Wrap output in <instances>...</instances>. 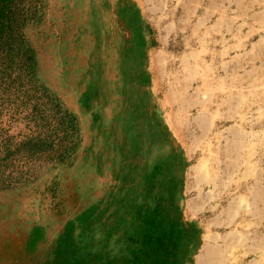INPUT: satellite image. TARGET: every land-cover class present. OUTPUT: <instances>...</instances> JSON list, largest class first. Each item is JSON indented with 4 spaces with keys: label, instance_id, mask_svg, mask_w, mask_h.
I'll use <instances>...</instances> for the list:
<instances>
[{
    "label": "rangeland",
    "instance_id": "rangeland-1",
    "mask_svg": "<svg viewBox=\"0 0 264 264\" xmlns=\"http://www.w3.org/2000/svg\"><path fill=\"white\" fill-rule=\"evenodd\" d=\"M129 1L140 10L147 45L141 88L170 137V144H149L148 163L174 149L185 160L182 214L202 230L194 264H264V0H21L22 29L10 63L0 58V236L76 213L66 199L69 188L89 200L106 198L115 183L112 160H101V172L74 169L68 176L56 162L70 145L67 112L77 117L81 148L92 135L60 53L80 49L67 40L79 24L91 25L89 13L98 10L101 55L115 84L118 52L129 43L120 11ZM112 99L108 117L118 111ZM127 112L126 103L118 113ZM31 137L47 151L34 160L23 157L27 146L21 145ZM122 236L116 237L120 251Z\"/></svg>",
    "mask_w": 264,
    "mask_h": 264
},
{
    "label": "trees",
    "instance_id": "trees-1",
    "mask_svg": "<svg viewBox=\"0 0 264 264\" xmlns=\"http://www.w3.org/2000/svg\"><path fill=\"white\" fill-rule=\"evenodd\" d=\"M20 2L0 0V58L5 64L10 63L9 52L20 26L21 16L17 13ZM128 6L139 38L134 48L126 46L119 50L120 73L115 84L107 77L108 59L104 61L101 55L104 43L100 23H96L98 10L89 13L92 26L86 22L79 24L67 40L72 46L78 44L80 49L69 50L65 57L60 53L68 89L78 95L82 112L90 115L92 135L81 148L77 117L67 112L70 126L65 136L69 137L70 145H64L58 152L56 162L68 176L74 169L83 174L92 168L101 172V160H112L115 183L106 192V198L104 195L89 200L74 197L69 188L66 199L76 213L61 222L34 221L3 232L0 264L193 263L202 230L197 221L186 222L181 217L185 160L174 149L148 163L149 144H170V137L163 118L150 114V99L141 88L148 78L143 64L147 45L141 32L140 10L133 2L129 1ZM90 34H93L91 46ZM28 60L31 62V55ZM112 97L118 111L108 117L104 111L113 102ZM126 103L128 112L119 114ZM43 142L37 137L23 141L21 145L27 146L23 157L34 160L46 153ZM108 150L111 153L106 158L104 152ZM120 234L126 240L121 254L116 247Z\"/></svg>",
    "mask_w": 264,
    "mask_h": 264
},
{
    "label": "flooded vegetation",
    "instance_id": "flooded-vegetation-1",
    "mask_svg": "<svg viewBox=\"0 0 264 264\" xmlns=\"http://www.w3.org/2000/svg\"><path fill=\"white\" fill-rule=\"evenodd\" d=\"M130 12V13H129ZM121 17L119 18L120 21V25H122V27L124 26V31L127 33L126 37H128V47L130 46H134V43H137L139 36L137 35V25H136V21L133 18V12L131 11V9L129 8L128 4H124V7L121 8L120 11ZM132 21V22H131ZM132 23H134V25H132ZM182 219L184 218V216H181ZM186 222H188V220H185ZM192 264H194V254L192 256Z\"/></svg>",
    "mask_w": 264,
    "mask_h": 264
},
{
    "label": "bare ground",
    "instance_id": "bare-ground-1",
    "mask_svg": "<svg viewBox=\"0 0 264 264\" xmlns=\"http://www.w3.org/2000/svg\"><path fill=\"white\" fill-rule=\"evenodd\" d=\"M206 256H207V255H206ZM199 262H202V263H203L204 261H203V260H199Z\"/></svg>",
    "mask_w": 264,
    "mask_h": 264
}]
</instances>
